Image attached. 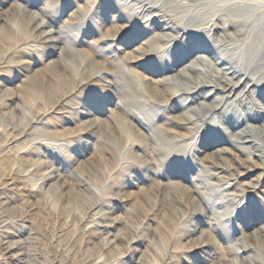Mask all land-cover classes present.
Instances as JSON below:
<instances>
[{"label": "rangeland", "instance_id": "rangeland-1", "mask_svg": "<svg viewBox=\"0 0 264 264\" xmlns=\"http://www.w3.org/2000/svg\"><path fill=\"white\" fill-rule=\"evenodd\" d=\"M190 4L0 0V15L8 13L0 21L2 264H264L259 245L264 243V176L253 166L257 156L254 163L241 164L246 155L215 143L234 132L232 115L193 114L191 128L173 127L178 136L171 143L178 154L162 165L113 120L122 90L136 100L128 118L142 132L184 113L183 107H196L190 99L177 105L183 95L170 102L159 98L155 81L176 71L155 69L179 53L187 60L208 57L210 51H189L203 38L236 51L264 26L254 18L190 19L196 9ZM32 13L44 18L53 41L37 36L39 16L33 20ZM163 34L165 39H157ZM59 49L69 52L67 62ZM141 49L142 60L129 62ZM240 61L256 80L264 76V50ZM63 65L66 75L50 76H59ZM87 75L95 78L82 82ZM36 80L41 91L33 89ZM245 82L251 92L227 101L264 120V84ZM187 85L182 80L178 86ZM173 101L179 109H171ZM222 146L230 155L215 159ZM7 245L14 252L7 253ZM242 246L241 254L250 257L246 261L233 256Z\"/></svg>", "mask_w": 264, "mask_h": 264}, {"label": "bare ground", "instance_id": "bare-ground-1", "mask_svg": "<svg viewBox=\"0 0 264 264\" xmlns=\"http://www.w3.org/2000/svg\"><path fill=\"white\" fill-rule=\"evenodd\" d=\"M189 1L191 2L190 5H192V3L196 4L195 11L187 15L188 18L190 19H196L200 16H204V17L216 16V18L229 20L231 21V23H233L232 22L233 19L240 20L242 18L244 20L254 18L259 21H264V0H189ZM6 13L7 11L4 10L3 14L5 16H7ZM3 14L0 15V21L4 20V17H2L4 16ZM32 14H33L32 17L33 20L34 18L36 20V16H39V19L36 20L37 24L34 26V28L36 27L38 31L37 36L42 35V38L45 41H53L52 40L53 35L49 32L50 31L49 29L47 30L48 24L44 20V18H42V16L39 13H32ZM117 32L118 30L115 29L112 35L116 36ZM158 36L160 38L158 37L157 39L163 40L166 38L164 34ZM250 38H251V42H249L247 45L243 43L240 47L238 48L236 47L237 48L236 51L232 50L233 47H231V44L226 45L225 47L223 46V48L220 47L219 49V47L213 45L212 42L210 44L208 40H204L203 38V40L198 41V44H196V46L191 45L189 47V51L191 50L196 52L197 51L201 52L204 50L210 51L208 57H205V55L196 56L193 59L187 60V58H185L186 55L179 53L178 58L175 59L173 58L172 61L171 59H169L167 62L161 65L162 67H157L155 69L156 72L168 71L170 69V71H176V73L172 75L164 76L161 79L156 80L153 86V89L156 92L155 94L159 98H162L165 102L166 101L170 102L172 99H174V97L176 96L179 97L180 95H183L184 97L182 98V100L178 98L179 101L181 102L177 105H180L181 107L185 106L183 100L190 99V102L196 103V107L192 105L183 107L185 109L184 113L181 111L176 115L171 116V119H168L169 121L166 120L164 123H161V125H158L155 128L148 127L149 129L146 132L139 131L137 126L131 123V121L128 118V117H132L131 107H133L136 103V100L132 95V93H129L125 90H122L121 92L118 91L119 93L118 98L120 99L118 107L120 109L118 111L113 110L114 112L112 113H113V120L117 121V123H119L121 126L120 132L126 133L127 136H131V134H134L132 136L135 138V140L141 141L139 142L143 144V147L148 153L149 157L153 159L155 157L158 160V162H160L159 165H162L164 161L167 162L171 161V159H174L173 157H176V155L178 154L179 147L174 148L176 146H172L171 143L172 141H177L175 139V135L178 136L177 135L178 133L174 129L189 128L192 124H194L192 122L193 114L195 115V117L197 115L206 116L207 114L210 113H221V114L223 113L225 116L232 115L231 116L232 119L229 120L231 126L235 127L234 132L231 131L230 133L229 131H227L230 138L229 139L227 138L225 140L223 138H217L218 140H216L215 143L226 144L227 146L231 145L235 147L237 151L246 155L245 159L243 158V160L241 159V162H239L241 164L246 165L252 163L253 162V160H251L252 156H257V158H255V162L257 161L258 163L257 165L255 164L253 166L258 169H261L262 172L260 174L264 176V142L263 143L259 142L261 139L264 140V120L261 119L263 116L261 115L248 116L247 114H242L238 112V109H236L233 103H230L232 101L230 102L227 101L228 98L233 96L234 94H235L234 97H238L237 95L238 93L241 95L244 94L245 92H251L250 89L251 85L248 86L247 85L248 83L245 82L246 80L251 81L252 85L254 86H260L262 85V83L264 84V80H263L264 76L256 80L249 73L248 67L250 66L247 65L246 63L240 64L241 62L240 60L242 58L245 60V57H247L248 59V57L250 56L253 57L254 54L256 55L263 52L264 26L257 27L255 30H253L252 34H250ZM66 49L68 50V48ZM73 50L74 51L70 50L69 48L68 51L76 52V49ZM143 50L141 49L140 51H138L137 55L129 56L128 57L129 62L133 63L142 60L143 56H145ZM58 51L61 60L63 62H67L66 57L69 55V52L63 49H59ZM166 52H167L166 55L170 53L169 50H166ZM87 62L90 63V65L91 64L93 66L96 65L95 62L93 61L89 62L87 60ZM184 62L186 63L184 64ZM181 64L184 65L182 66V68L178 69V66H180ZM64 65L63 67H61L62 73L59 76L56 73L55 74L52 73L50 76L54 77V79L56 80L61 79L62 75H66L65 69H67V67H65ZM237 68L239 69V71ZM102 70L100 69L99 71ZM94 78L95 77H92L91 75L90 76L87 75L85 78H82V82L90 81ZM233 78H235L236 80H234ZM182 80H185L188 85L185 87H179L178 85ZM33 82H34L33 89L35 91L36 90L41 91L40 89L42 88L41 82H38L37 80ZM168 87H171V89H168ZM241 87H244L245 89ZM239 88L241 90H239L240 92H237ZM198 96L201 97V100H198ZM233 100L236 101V98H234ZM175 103L176 102L173 101L171 105L172 110H175L176 108L179 109V106H177ZM121 111L123 112V114H125V116H123L122 119L120 118ZM127 121H129L128 122L129 124L125 123ZM250 121H255V122L261 121V124H259L258 126L251 125L252 123H250ZM188 125L190 126L187 127ZM129 132H131V134ZM137 134H139L140 137ZM181 134L183 135V133ZM135 136H138V138L140 139H138ZM229 150L230 148L223 146L221 148H218V150L216 151L218 154L217 156H215L216 157L215 159L223 158L224 157L223 155H230ZM172 168H177V166L172 165ZM216 168L218 170L217 173H224L225 171V169H223L222 167H216ZM245 168L247 170V173L248 172L250 173L252 170L251 168H249V166H246ZM195 192L193 191V193ZM195 194L198 195V193ZM201 198L202 197H200V199ZM204 200L208 202V200H206L205 198ZM259 236L261 235L259 234ZM259 245L261 247V250L264 251V243L259 242ZM245 246L239 248L242 249L241 251L235 249L233 251L234 254L233 256H236L241 261L248 260L250 257L246 256L247 254L246 255L241 254L246 251ZM13 248L12 245H7L6 246L7 253L12 252ZM257 255L261 257V252L258 253ZM0 264H2V262H0Z\"/></svg>", "mask_w": 264, "mask_h": 264}]
</instances>
